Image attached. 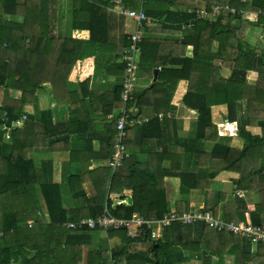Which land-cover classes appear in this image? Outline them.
I'll list each match as a JSON object with an SVG mask.
<instances>
[{"label":"trees","instance_id":"trees-1","mask_svg":"<svg viewBox=\"0 0 264 264\" xmlns=\"http://www.w3.org/2000/svg\"><path fill=\"white\" fill-rule=\"evenodd\" d=\"M132 1L131 4H134L136 0ZM159 1L166 6L162 15H170L169 7L177 5V0ZM204 1L206 10L211 14L215 5L230 4L237 10L253 12L258 16L251 20L223 10L215 18L216 21L209 22L204 20L205 17L198 19L195 12V25L185 29L196 32L193 58L184 56L188 46L185 41L140 42L135 89L129 105L133 116L149 118V122L138 125L142 129L140 142L150 147L148 161L131 163L126 158L116 170L105 164L69 177L73 197L83 203L80 210L69 212L64 205L61 185L46 181L30 154L38 147L52 153L71 150V161H74V136L82 134L83 147L91 143L93 137L100 141V149L91 155L93 158L106 161L114 155L119 132L116 121L109 120L108 116H118L113 113L120 111L124 105L122 91L127 77L124 59L119 67L123 72L120 78L123 79L114 92L100 93L91 89V62L99 51L107 49V7L114 5V2L104 0L96 4L92 0H75L74 36L63 39L57 31L59 0H0L3 11L24 17L23 22L8 20L0 9V87L5 86L8 91H21L23 105L38 103L40 96H54L60 105H68L73 115H79L76 123L67 124L66 133L69 136L59 138L61 132L57 126L48 127L34 119L18 123L22 117L20 110L0 106V110L7 112L6 118L0 120V210L3 208L0 218V264H81L83 245L91 241L93 230H74L66 224L69 221L78 222L82 218L97 217L106 210L114 217L125 219L132 218L135 213L158 220L174 212L184 216L189 203L181 200L171 204L165 182L167 176L179 177L187 190L210 188L213 179L222 171L239 172L237 189L258 191L261 202L250 206L248 212L232 206L235 212H230L232 208H228L225 220L264 224V165H261L264 161V135L254 137L247 132L245 136L243 126L240 134L244 136V148L237 150L230 146L224 147L218 143L219 124L214 121L215 105L224 108L223 119L234 122L238 118L247 86V71L257 70L259 80L254 98L261 105L254 106L252 100L249 102L247 125L258 124L264 129V52L258 54L245 47L239 33L246 31L251 24L264 29V13L259 14L261 10L264 12V0ZM12 2L10 8L4 7ZM191 17L187 15L184 20ZM233 19L240 21L238 27L231 24ZM215 41L220 43L217 54L211 52ZM167 44L174 46L172 52L163 53ZM130 46L131 40L125 44L123 56ZM205 47L209 52L205 51ZM218 60L234 66L230 78L221 76L222 66ZM140 69L149 73L160 69V73L158 80L149 88L137 91ZM71 81L78 83L79 90L71 92L68 89V82ZM181 83L186 88L182 101L188 108L197 111L198 120L194 137L186 143L177 144L169 134L170 123L176 119L178 107L174 95ZM39 89L42 91L39 92ZM88 100L89 105L86 104ZM99 111L108 114L104 124H97L93 118V112ZM159 115H163V118H159ZM9 128L12 129L11 142H6L5 134ZM134 129L135 126L130 127L123 140L126 147L135 143ZM27 132H30L29 137L24 136ZM159 140L167 141L166 146L159 149ZM192 140L196 167L184 166L183 160L188 143ZM206 141L216 143L210 153L202 148ZM169 159L173 163L167 168L164 163ZM201 168H207L203 178ZM87 183L92 186L91 195L87 193ZM37 184L43 193L50 222H36L30 226L24 222L43 216ZM219 195L223 199V194ZM17 196L21 199L20 203L19 199L14 203L10 201ZM218 208L216 205L214 213L209 212L221 219L216 214ZM198 223L204 224L206 248L212 250L213 256L222 258L224 254L231 253L236 255V264H248L249 261L264 264L263 243L257 245V253L253 256L246 248L250 244L248 240L244 242L240 235L228 230L209 228L204 221L193 224L173 221L164 227L162 237L157 240L152 239L150 230L146 236L137 239H131L126 229L109 230L110 238L120 237L121 244L110 253L100 249L90 251L86 258L87 264H183L187 260L185 227ZM204 264H213V258H207Z\"/></svg>","mask_w":264,"mask_h":264},{"label":"crops","instance_id":"crops-1","mask_svg":"<svg viewBox=\"0 0 264 264\" xmlns=\"http://www.w3.org/2000/svg\"><path fill=\"white\" fill-rule=\"evenodd\" d=\"M104 0H92V2L99 4ZM114 5L107 7V23H108V43L106 44L107 49L105 51H99L94 57L92 64L93 79L91 84L92 91L106 93L114 92L116 88L121 84L123 77V72L120 70V66L123 64V52L125 51V44L131 39V37L138 32V24L129 15V11H139L143 9L147 15L153 19L151 23H144L143 27L139 30L142 34V40H157L166 42H188L187 49L184 56L187 58L194 57V30H183V25L193 20V15L197 9L206 10V2L204 0H177V5H172L169 7L170 15H162L165 4L159 0H149L143 3L142 0H136L134 4H131L132 0H112ZM13 3V2H12ZM75 0H59V22H58V36L63 39H70L74 36V10H75ZM2 4L0 3V9L2 10ZM2 10L3 17L8 20H13L16 22H23L24 17L14 14H5ZM153 14V15H152ZM187 15L192 17L188 20H184ZM205 21L213 22L216 21L215 17L207 11V16L204 18ZM197 21V20H196ZM240 21L237 19L231 20V24L238 27ZM180 25V27H179ZM182 26V28H181ZM240 38L242 43L248 49L255 51L258 54L264 52V29L253 26L252 24L248 26L246 31H241ZM220 46L219 41H215L211 46V52L218 53V48ZM163 53L172 52L171 44H167ZM205 51L209 52V49L205 47ZM182 53L181 51H179ZM173 54V53H172ZM218 63L222 66L220 69V74L224 78H230L233 74V65L222 63L218 60ZM156 70V69H155ZM155 70L152 73L139 71V79L137 81V91H142L149 88L155 81ZM159 73H160V69ZM158 73V74H159ZM158 78V77H157ZM158 80V79H157ZM259 72L257 70H248L246 74L247 86L244 90V99L241 101L239 106V116L234 122H229L223 119L224 108L222 105H215L214 121L219 124V135L218 143L224 147H233L237 150H241L245 146L244 136L240 134V130L245 126V136L250 133L254 137H259L264 135V129L261 125L255 124L247 125L248 121V105L251 101L254 106H260L261 102L254 98L255 88L258 85ZM68 89L73 92L79 90L78 83L68 82ZM39 92L42 89L38 90ZM186 88L183 83L178 85V90L174 95V101L178 102V107L176 111V119L170 123V138L174 140L177 144L182 142L186 143L195 135V124L197 122L198 113L195 110L188 108L182 101L183 95ZM45 94V93H43ZM40 95V94H39ZM22 92L16 90H7L5 86L0 87V106H10L22 112V117L19 119L22 121L34 119L35 121H40L46 126L55 127L57 126L61 134L59 138H67L69 134L66 133L67 124L76 123L79 115H74L70 112V107L68 105H60L54 96H44L41 97L38 103H21ZM89 105V100L86 102ZM88 107V106H87ZM99 107V106H98ZM6 111L0 110V120L6 115ZM119 110H116L113 114H118ZM108 114L104 115L99 112H93V118L96 120L97 124H104L107 122ZM163 118V117H159ZM18 120V121H19ZM17 121V122H18ZM18 124V123H16ZM247 126V128H246ZM135 134L133 141L134 144L128 145V156L127 160L134 162H147L150 153V147L143 145L140 142L142 129L135 126ZM11 132L12 129L9 128L5 134V141L11 142ZM248 132V133H247ZM30 132H27L24 136L29 137ZM64 134V135H62ZM215 136L217 134H214ZM212 139H214V137ZM83 135H75L74 143L72 145V150L75 152L74 161H71V150L70 151H58L57 153L49 152L47 149L42 147L35 148L30 154V158L34 161L36 168L42 171L43 178L48 182L58 183L61 185L63 201L66 209L76 212L80 210L83 203L73 197L70 190V183L68 181L69 177L74 175H81L82 171L95 170L99 167L107 164V161L98 160L93 158L91 155L100 149V141L93 137L92 142L86 143V147H83L84 142H82ZM158 148L166 146L167 141L159 140ZM193 144V146H192ZM215 142L206 141L204 144L205 152H212ZM188 149L184 153V166L196 167L194 154V142L193 140L188 143ZM173 163V160H167L164 166L169 168ZM264 165V161L261 165ZM207 168H201V178L206 175ZM240 179V173L235 171H222L216 178L213 179L210 188L205 189H187L185 190L181 184V180L176 176L165 177V182L167 188L169 189V199L171 204L173 202H179L185 200L189 203L185 214L193 211L194 209H201L204 211H214L217 205L218 212L216 213L218 217L226 219V210L228 208L239 207L246 212L250 210V206L257 205L261 202V195L258 191L252 190H242L243 196H238L236 194V189L238 188L237 181ZM87 193L92 194L93 189L90 183L85 185ZM38 198L41 204L40 218L28 219L26 222L32 226L36 222L39 223H49V212L47 210L46 202L41 191L40 185H36ZM219 193H222V198L220 199ZM20 197L11 198V202H15ZM21 202V199L18 201ZM219 202H221L220 205ZM0 210V218L3 214V208ZM235 209V208H234ZM232 208L230 212L234 211ZM240 210V209H239ZM228 211V210H227ZM235 212V211H234ZM214 213V212H213ZM264 222V214L262 215ZM70 222V221H69ZM67 222V223H69ZM202 223L195 225H186L184 241L186 244V261L183 264H204L207 258H213V264H236V255L231 253H226L221 258L218 255H212V250L207 249V239L205 237L204 228ZM67 226V224H66ZM206 226V225H205ZM211 228L210 226H208ZM213 229V228H212ZM216 230V229H215ZM60 231V230H59ZM219 231V230H218ZM63 235V234H62ZM242 237V236H241ZM244 242L246 238L242 237ZM74 240H72L73 242ZM247 249L254 256L257 253V245L252 241L248 240ZM71 242V243H72ZM83 242V241H82ZM121 238L116 236L110 238L109 232L93 230L91 235V241L83 245V260L81 264H87L85 261V246L92 243L91 246L102 247L93 250H103L108 251L114 249L121 244ZM82 246V245H81ZM89 246V245H88ZM106 249V250H104ZM111 250V251H112ZM92 250L88 249V252ZM253 261H249L252 263ZM248 263V264H249ZM255 263V262H254Z\"/></svg>","mask_w":264,"mask_h":264},{"label":"built area","instance_id":"built-area-1","mask_svg":"<svg viewBox=\"0 0 264 264\" xmlns=\"http://www.w3.org/2000/svg\"><path fill=\"white\" fill-rule=\"evenodd\" d=\"M246 2L247 0H242ZM143 3L147 2V0H142ZM227 10L232 15H242L246 19L255 20L258 14H254L253 12L237 10L231 7L230 4H226L224 6L215 5L213 9L212 16L217 18L219 14L223 11ZM197 18L201 19L207 16V11L203 9H198L196 11ZM263 10L259 12V14H263ZM128 15L137 22L138 24V32L131 37V46L127 48L123 59L126 64V78L124 82V90L122 91V100L124 102L123 107L119 111V115H109V120L116 121L117 130L119 132V140L116 145L114 155L108 159L107 165H109L113 170H116L120 166H122L124 160L128 156V150L123 142L126 138L128 129L132 126L142 125L145 122H149V118H137L132 115V109L129 105L130 100L132 99L135 85L134 81L137 77V66H136V58L141 52L140 42L142 41V34L139 30L143 27L144 23H151L153 19H151L143 9L139 11H129ZM196 20H192L183 25V29H190L195 25ZM159 117H163V115H159ZM6 118V117H4ZM18 123H21L19 120ZM236 194L238 196H243V192L239 189H236ZM173 221H181L183 224H193L198 221H204L208 226L214 228L216 230H228L229 232H233L238 234L253 243L264 244V224L263 225H254L247 222L234 223L227 222L225 219H217L214 214L209 211L204 210H193L186 213L184 216H180L178 213L174 212L171 215H165L162 219H147L146 217L135 213L132 218H117L114 217L109 211H105L102 215L97 217H88L82 218L78 222L71 221L67 223V227L74 230H82L84 228H90L91 230H100L106 231L109 230H120L126 229L127 235L131 239H137L142 236H146L148 230L151 231V236L153 240H157L162 237V232L164 227L170 225ZM256 264V263H249Z\"/></svg>","mask_w":264,"mask_h":264},{"label":"rangeland","instance_id":"rangeland-1","mask_svg":"<svg viewBox=\"0 0 264 264\" xmlns=\"http://www.w3.org/2000/svg\"><path fill=\"white\" fill-rule=\"evenodd\" d=\"M13 5V3H10V4H7V6H4L5 8L6 7H8V8H10L11 6ZM8 10V9H7ZM5 14H7L6 12H4ZM245 20V19H244ZM194 210H201V209H194ZM89 245V246H88ZM92 245V243H90V244H87L86 246H85V258H84V260L86 261V258H87V255H88V249L89 250H93V249H96V248H102V247H100V246H98V247H93V246H91ZM106 248H109V250H108V253H110L111 252V250L112 249H110L111 247H109V246H107ZM104 250H106V249H104ZM187 264H190V263H187ZM196 264H199V263H197L196 262ZM200 264H202V263H200Z\"/></svg>","mask_w":264,"mask_h":264},{"label":"water","instance_id":"water-1","mask_svg":"<svg viewBox=\"0 0 264 264\" xmlns=\"http://www.w3.org/2000/svg\"><path fill=\"white\" fill-rule=\"evenodd\" d=\"M158 73H159V70L156 69V70H155V81H157V79H158V78H157V77H158Z\"/></svg>","mask_w":264,"mask_h":264}]
</instances>
